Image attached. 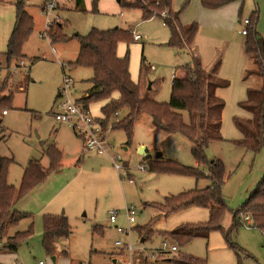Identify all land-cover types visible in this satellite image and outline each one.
<instances>
[{
	"label": "rangeland",
	"instance_id": "374dc122",
	"mask_svg": "<svg viewBox=\"0 0 264 264\" xmlns=\"http://www.w3.org/2000/svg\"><path fill=\"white\" fill-rule=\"evenodd\" d=\"M19 1L0 0V80L6 81L2 96L13 93L7 113L2 114L0 155L14 159L8 181L17 187L30 159L38 158L45 168H50L47 154L50 146L62 152V159L59 169L52 170L44 182L16 203L15 209L32 216L9 225L5 236L25 231L31 223L34 232L22 240L17 250L5 249L4 238L0 264H40L41 261L116 264L114 259L120 264H181L175 261L190 255L207 264H264V230L252 226V220L244 221L247 213L239 214L264 177V148L254 152L236 142L244 137L236 119L245 122L255 115L243 104L257 105L262 87L257 63L242 48V22L251 18L258 8L257 29L264 37V0H231L222 8L209 10V14L202 4L196 7L193 0L188 10V3L174 7L183 8L182 14L186 13L199 26L191 48L194 53L178 52L167 44L170 27L160 17L145 18L140 8L121 5L118 0H100L98 11H93L94 0H84L85 10L77 7L76 0H57V7L49 12L44 9V0H23L32 16V28L22 46L24 56L7 64L5 53ZM181 18L185 27L191 25L184 22V16ZM54 25L58 27L51 30ZM116 27L141 35L129 44L121 41L118 57H129L131 76L137 85L147 83V95L153 93L150 81H156L154 90L159 89L157 99L161 103L174 100L173 74L178 66L193 65L194 56L200 55L203 67L214 77L219 76V82L215 80L219 84L217 94L225 101L223 138L214 140L205 154L209 161L221 159L224 163L222 194L228 209L221 221L223 229H210L208 238L180 244L175 239H165L162 234L182 225L205 223L210 217L208 206L193 205L169 213L160 208L168 196L214 184L210 163L195 158L194 143L189 138L179 132L163 131L153 124L148 113L139 115L130 135L124 128L114 127L125 119L127 110L106 117L108 100H94L89 108L94 117L105 121L108 147L107 153L99 154L85 148L72 125L56 120L55 113L61 104L78 101L92 85L93 69L77 64L80 43L75 34L87 35L93 29ZM59 34L66 37L57 38ZM218 60L221 62L217 65ZM248 71L253 73L247 76ZM66 77L71 80L69 85L65 83ZM177 111L190 123L186 110ZM140 147L147 148V156L140 153ZM158 152L163 153L161 158ZM170 160L194 167L205 175L197 178L191 174L150 170V161ZM129 206L136 210V220L132 223L128 222L126 212ZM112 211L118 213L115 224L126 232H120L110 221ZM235 212L241 223L234 227ZM48 213L64 215L71 228V234L58 238L51 251L43 244L44 215ZM146 226L145 233L140 234ZM174 244L177 251L171 250Z\"/></svg>",
	"mask_w": 264,
	"mask_h": 264
},
{
	"label": "trees",
	"instance_id": "16d2710c",
	"mask_svg": "<svg viewBox=\"0 0 264 264\" xmlns=\"http://www.w3.org/2000/svg\"><path fill=\"white\" fill-rule=\"evenodd\" d=\"M82 1L76 0L77 7L85 10ZM230 1L201 0V4L206 9H217ZM119 3L140 8L145 18L160 17L163 23L170 27V39L167 44L176 51L191 50L199 26L194 22L189 27H185L180 17L183 8L175 9L173 0H119ZM16 8V22L9 40L8 50L5 53L7 64H10L12 59L16 60L18 57L24 56L22 46L32 28V16L25 9L23 0L18 2ZM93 11H98V0L93 1ZM252 17L254 21L250 19L249 33L244 45L246 53L255 60L259 67L257 73L262 77L261 100L257 105L241 103V106L243 104L244 108L251 110L255 115L253 119H248L245 122L236 119L237 127L244 133V137L236 142L248 150L259 152L264 148V37L257 29L258 9L254 11ZM57 27V25L51 26V30ZM59 36L57 38L64 39L66 37L64 34H59ZM75 36L80 43L77 64L91 67L94 72L90 79L92 85L78 100L79 102L89 107V104L94 100H108L104 110L106 117H110L112 113H117L120 110H127L125 119L116 123L114 127L124 128L130 135L139 115L148 113L152 117L153 124L163 131L167 133L179 132L189 138L194 143L192 152L195 158L199 162L210 163V177L214 183L212 186L168 196L160 207L163 212L168 211L169 213L193 205L208 206L210 209L209 220L205 223L182 225L172 231L162 232L164 238L175 239L180 244H189L199 237L208 238L210 229H223L221 221L228 209L222 194L225 167L221 159L209 161L205 154V149L214 140L223 138L221 127L225 101L217 94L219 84L218 81H215L213 74L203 67L199 57L194 56L193 65L176 68V76L172 83V98L174 100L169 103H161L150 98L147 94H140L139 86L134 82L129 70V57L127 56L125 59L118 57V45L121 41L128 44L135 41L133 31L116 27L104 30L93 29L87 35L78 33ZM252 73V71H248L247 76ZM5 86L6 81L0 80L1 130L2 114L13 99V93L2 96ZM178 108L189 113L190 123L186 122L183 113L177 111ZM103 122L102 124L105 126V121ZM47 154L51 159L50 168H45L38 158L30 159L18 187L8 181L9 167L14 159L0 155V241L3 242L5 238L3 243L7 250H17L22 240L34 232L33 223H31L25 231L5 236L9 225L19 224L22 220L32 216L29 212L15 209V203L35 186L44 182L52 170L59 169L62 152L52 145L47 150ZM150 162L151 171L191 174L197 178L205 175L194 167L182 165L176 161ZM143 166L147 167L146 164ZM242 212L251 216L252 226L264 230V177L257 189L250 194L242 209L239 210V214ZM233 215V226L235 227L241 221L237 212ZM147 226L140 230V234L145 233ZM43 232V244L48 251H51L58 238L68 237L71 234V228L64 215L48 213L44 215ZM172 261L174 262V259ZM175 262L207 264L204 260L193 255L177 259Z\"/></svg>",
	"mask_w": 264,
	"mask_h": 264
},
{
	"label": "built area",
	"instance_id": "2783aa9c",
	"mask_svg": "<svg viewBox=\"0 0 264 264\" xmlns=\"http://www.w3.org/2000/svg\"><path fill=\"white\" fill-rule=\"evenodd\" d=\"M127 1H133V0H127ZM57 7V0H47L45 4V8L47 12H49L52 8ZM243 29L242 33L244 35H247L249 33V27H250V19L245 18L243 20ZM134 39L139 40L141 38V35L139 33H136L133 31ZM21 65L24 66L25 62L22 60ZM1 70V69H0ZM176 74L173 75V79L175 78ZM71 82L70 78H65L66 85H69ZM63 90H60L59 93L62 95ZM7 110L3 112V114H6ZM55 117L57 121L60 122H67L70 125H72L76 131V134L82 138L84 142V146L89 151H96L99 154H104L108 152V147L106 143V138L104 135V127L100 119L93 116V114L90 111V108L87 107L84 103L76 101L71 102L67 101L59 107V110L55 113ZM116 116H118V112L116 113ZM120 159V156H117ZM144 167V166H143ZM116 168H121L119 165H116ZM145 168V167H144ZM131 182L133 180H130ZM128 222L132 223L136 220V210L134 207L129 206L126 208ZM251 216L249 214H246V217L244 218V221H250ZM110 221L115 224L118 221V213L116 211H112L110 214ZM117 229L120 232H126V229L122 228L121 226H118L115 224ZM117 244H120V241L117 242ZM2 245V242L0 241V246ZM164 245L166 246V242H164ZM171 250L177 251L178 246L174 244L171 247ZM40 264H44L43 261L40 262ZM116 264H120L116 261ZM125 264V262L123 263Z\"/></svg>",
	"mask_w": 264,
	"mask_h": 264
},
{
	"label": "crops",
	"instance_id": "0c3cea01",
	"mask_svg": "<svg viewBox=\"0 0 264 264\" xmlns=\"http://www.w3.org/2000/svg\"><path fill=\"white\" fill-rule=\"evenodd\" d=\"M47 0H44L43 1V4L46 2ZM118 2H119V0H118ZM193 2L195 3V6L197 7L199 4L201 5V0H193ZM82 3H83V6H84V0L82 1ZM184 4V3H188V7H187V9L186 10H188L189 9V4L191 3V5H193V3L191 2V0H173V6L176 8V7H178L180 4ZM43 4H42V6H43ZM100 5V0H98V6ZM85 7V6H84ZM78 8H80V7H78ZM220 8H222V7H220ZM256 9H258V8H256ZM255 9V10H256ZM186 10H184V11H186ZM209 10H211V9H204V11H206V14H209L208 12H209ZM254 10V11H255ZM183 12V11H182ZM182 12H181V14H180V17L182 16H184V18H183V20H184V22L187 24V25H190V24H193L194 22H193V19L191 18V17H188L187 15H186V13L184 14H182ZM253 17L251 16V18H249V19H251V20H253L252 19ZM182 19V18H181ZM240 22H242V21H240ZM242 25H243V23H242ZM184 26H185V24H184ZM189 27V26H188ZM243 27V26H242ZM243 29V28H242ZM199 31V30H198ZM242 33V32H241ZM242 35H243V37H244V43H243V50H244V52L246 53V51H245V41H246V36L247 35H244L243 33H242ZM192 53H194L193 52V50L191 49L190 50ZM247 54V53H246ZM247 55H249V54H247ZM197 57H199L200 58V60H201V57H200V55H198ZM202 61V60H201ZM218 63H217V65L218 64H220V60H218L217 61ZM202 64H203V62H202ZM216 65V66H217ZM174 74H176V70H175V73ZM173 74V75H174ZM219 77V76H218ZM218 77H214V79L216 80V81H218L219 82V80H218ZM139 86V91H140V94L141 95H145L146 94V89H147V83H141V85H138ZM155 86H156V81L155 80H153L152 81V87H151V90L153 91V93H151L150 95H149V97L150 98H152V99H154V100H157V101H159L158 99H157V92H158V90H154V88H155ZM126 148V147H125ZM163 156V155H162ZM161 156V157H162ZM19 201V200H18ZM18 201L16 202V203H18ZM16 203H15V206H16ZM51 214V213H50Z\"/></svg>",
	"mask_w": 264,
	"mask_h": 264
},
{
	"label": "water",
	"instance_id": "95a60500",
	"mask_svg": "<svg viewBox=\"0 0 264 264\" xmlns=\"http://www.w3.org/2000/svg\"><path fill=\"white\" fill-rule=\"evenodd\" d=\"M151 87H152V81H150V83H149V88L151 89ZM140 153L141 154H143V155H148V153H147V148L146 147H140ZM163 155V153L162 152H158L157 153V156L160 158L161 156ZM115 263H116V259H114L113 260Z\"/></svg>",
	"mask_w": 264,
	"mask_h": 264
}]
</instances>
